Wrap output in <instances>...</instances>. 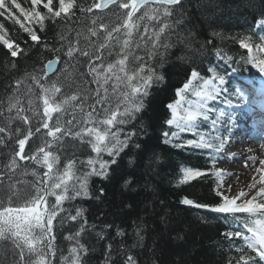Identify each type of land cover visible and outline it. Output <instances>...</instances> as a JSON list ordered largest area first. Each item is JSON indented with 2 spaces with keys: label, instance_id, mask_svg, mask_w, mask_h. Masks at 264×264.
<instances>
[{
  "label": "snow or ice",
  "instance_id": "1",
  "mask_svg": "<svg viewBox=\"0 0 264 264\" xmlns=\"http://www.w3.org/2000/svg\"><path fill=\"white\" fill-rule=\"evenodd\" d=\"M31 3L32 9L26 12L17 0H0V16L7 15L13 19V10L18 9L26 20L38 23L41 30L45 19L55 23L59 18L63 24V29L58 33L60 45L54 46L51 51L54 55H60L48 60L43 68L34 69L24 78L16 80L11 94L5 101H0V105H5L0 110V116H4L5 111L8 113L4 116V123L0 124V144L8 147L5 141H12L15 137L8 160L0 172V186L5 189L3 196H0V241L12 244L17 250L20 264H52L56 255L52 243L55 239L52 235L53 221L61 212H66L67 219L73 222L79 218L80 226L74 234L66 237L75 243L63 258L64 264H84L83 257L88 255L89 249L80 242L79 237L86 228L94 226L88 225L82 208H76L73 214L63 207V203L76 198L91 199L90 178L107 179L111 166L117 164L121 153L130 146L141 148L137 142V131H125L124 126L135 120L143 109L144 98L150 88L164 81L157 67L163 66L167 51L174 46L173 33L182 22L181 18L174 17L182 10V0H92L87 7L80 6L79 10L86 13L95 10L105 12L110 6H115L112 15L118 23L112 20L106 23L98 15L79 28L70 27L68 23L74 15L77 0H58L57 10L52 7L53 0H31ZM38 5L47 9L50 15L42 14L37 9ZM15 22L20 24L19 19ZM262 25L264 19L257 21V26ZM20 26L33 42L40 41L33 28L24 27L23 24ZM2 29L3 25H0ZM238 42L247 51L246 62L264 73V36L255 44L250 37ZM0 43L7 47L12 57H17L23 51L5 35H0ZM207 43H211V40ZM185 46L191 47L190 44ZM61 56L65 57L62 63ZM157 58L159 64H154ZM12 66L15 67L14 64ZM81 66L86 68L85 72L79 70ZM210 71L211 78H206L195 68L190 69L186 81L176 89L177 99L166 105L171 113V117L165 121L168 126L175 127L179 132L194 131L198 121L209 119L208 101L219 94L214 81L220 85L225 83L223 76L215 69ZM26 80L31 83H26ZM223 115L221 112L220 116ZM34 118H37L35 123ZM14 123L16 127L12 128ZM212 123L216 124L217 120ZM179 132L164 131L163 142L170 143L169 136L178 137ZM34 136L39 143L26 153L29 141ZM69 138L87 144L92 154L84 159L76 158L74 154L72 158L66 155L61 166L64 141ZM188 143L197 148L214 147L203 136L199 143ZM222 147L223 143L217 150ZM105 156L109 159H105ZM158 160L159 157L153 154L147 163L155 164ZM29 161L43 171L30 170ZM128 163L131 166L136 161L129 159ZM221 171H217L216 175L220 176ZM201 175L204 173L200 170L184 168L179 183H187ZM16 176H32L33 180L14 179ZM131 183V178L126 179L124 186ZM259 183H264V176H261ZM21 184L26 187L17 186ZM216 195L221 197L222 203L211 210L234 216L245 213L243 218L237 216L235 219L250 234L235 230L223 235L228 239H242L246 249L264 262V202L257 199V196L264 198V187L258 190L257 196L240 204L237 200L246 195L244 192L235 198L219 190ZM49 196L54 197L51 206L48 204ZM182 203L197 208L208 207L194 204L187 198ZM96 235L104 239L102 231ZM117 235L123 236L124 233L117 230ZM136 235L143 239L139 232ZM236 250L243 253L241 248ZM111 253L112 245L109 243L106 245L104 264H111ZM25 256L28 257L26 261ZM255 257L242 254L236 264H249ZM124 264H137V261L134 256L126 254ZM229 264L232 262L229 261Z\"/></svg>",
  "mask_w": 264,
  "mask_h": 264
},
{
  "label": "trees",
  "instance_id": "2",
  "mask_svg": "<svg viewBox=\"0 0 264 264\" xmlns=\"http://www.w3.org/2000/svg\"><path fill=\"white\" fill-rule=\"evenodd\" d=\"M17 3L26 12L32 9L31 0H17ZM91 3L92 0H77L74 15L68 22L70 27H82L98 15L106 23L109 20L118 23L112 15L115 6L105 12L95 10L86 13L79 10L80 6L87 7ZM52 7L54 10L58 9V0H53ZM37 9L45 16L50 15L42 5H38ZM12 14L13 19L7 15L0 16V25H3L0 35H5L23 51L17 57H12L7 47L0 43V101H5L11 94L16 80L24 78L34 69L43 68L48 60L60 55H54L51 51L54 46L60 45L58 33L63 29V24L59 18L55 23L45 19L41 30L38 23L26 20L18 9H14ZM177 17L182 22L173 33L174 46L167 51L163 66L157 67V71L163 74L164 81L150 88L149 94L144 98L143 109L135 120L124 126L125 131H137V142L141 148L130 146L121 153L117 164L111 166L107 179L96 176L90 178L91 199L76 198L63 203V207L73 214L76 208H82L88 225L94 226L86 228L79 237L80 242L89 249L88 255L83 257L84 264H104L106 245L109 243L112 245L111 264H124L126 254L134 256L137 264H229V261L236 264L237 258L242 254L255 257V253L246 249L242 239H228L223 235L228 231L238 230L233 228L234 222L239 221L235 217L243 218L246 214L229 216L211 210L222 203L221 197L216 195V191L221 190L215 178L207 174L209 163L205 156L197 147L188 143L196 141L182 136L177 141L164 143L162 133L166 130L165 121L170 117L166 105L175 100L176 89L186 81L190 69L195 68L205 74L207 68L214 64L216 50L223 51L240 62L246 56V51L238 41L250 37L251 42L256 43L254 27L258 20L264 19V0H182V10L174 18ZM16 19L24 27L33 28L40 41L33 42L20 24L15 22ZM209 40L211 43H207ZM187 44L191 47H186ZM64 59L61 56V63ZM154 64H159V58ZM79 70L85 72L86 68L81 66ZM51 78L52 75L49 76ZM25 82L31 83L30 80ZM4 107L5 105H0V110ZM7 115L5 111L4 116ZM4 116H0V124L4 123ZM36 119H33V123ZM16 123L12 128L16 127ZM14 140L15 137L12 141H5L8 147L0 144V172L8 160ZM37 143L39 141L34 136L29 141L26 153ZM64 145L61 166L66 155L72 158L74 154L76 158L84 159L92 154L87 144H80L71 138L65 140ZM55 150L54 147L53 151ZM153 154L159 157L158 162L147 163ZM104 158L109 159L107 156ZM129 159L136 163L130 166ZM28 167L30 170L35 168L37 172L43 171L30 161ZM184 168L200 170L204 175L180 184ZM129 178L132 183L125 187L124 181ZM4 179L7 181V176ZM14 179L32 181L33 177L16 176ZM17 186L24 188L26 185ZM4 191V187L0 186V196H3ZM185 198L192 200L194 204L208 207L197 208L184 204L182 201ZM53 201L54 197L49 196V206ZM79 226V218L73 222L67 219L66 212H61L55 218L52 225L55 239L52 243L56 255L52 264H64L63 258L75 243L66 237L74 234ZM117 230H122L124 235H117ZM101 231L104 239L96 235ZM137 232L143 239L136 235ZM237 248L243 249V253L238 252ZM27 259L25 256V261ZM0 264H20L17 250L9 241H0ZM249 264L262 262L255 257Z\"/></svg>",
  "mask_w": 264,
  "mask_h": 264
},
{
  "label": "rangeland",
  "instance_id": "3",
  "mask_svg": "<svg viewBox=\"0 0 264 264\" xmlns=\"http://www.w3.org/2000/svg\"><path fill=\"white\" fill-rule=\"evenodd\" d=\"M231 147H229L228 152L234 153V151L231 149L233 146H236V143L231 141ZM244 148V147H243ZM249 148V144L246 146V149ZM236 151V150H235ZM246 159V163H240V164H234L235 158L228 157L227 161L231 163L229 166H222L224 169H229L233 171V176L227 177V184L226 188L231 189V193H237V192H244L246 195L249 193H253V191L259 190L262 186L261 183L255 182L256 177L264 176V168H262L261 165H264L262 163V160L259 161V164L252 166L249 171H246V168L250 165H254V161L250 160V156H244ZM251 185H255V187H251ZM26 186H24L25 188ZM226 189V191H227ZM22 202V201H20Z\"/></svg>",
  "mask_w": 264,
  "mask_h": 264
},
{
  "label": "water",
  "instance_id": "4",
  "mask_svg": "<svg viewBox=\"0 0 264 264\" xmlns=\"http://www.w3.org/2000/svg\"><path fill=\"white\" fill-rule=\"evenodd\" d=\"M110 7H111V6H110ZM110 7H109V8H110Z\"/></svg>",
  "mask_w": 264,
  "mask_h": 264
}]
</instances>
